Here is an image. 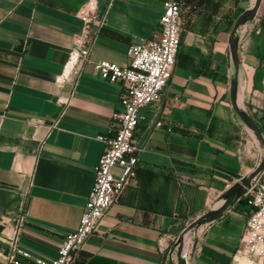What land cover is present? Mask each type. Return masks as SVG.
I'll return each instance as SVG.
<instances>
[{
	"label": "crops",
	"instance_id": "crops-1",
	"mask_svg": "<svg viewBox=\"0 0 264 264\" xmlns=\"http://www.w3.org/2000/svg\"><path fill=\"white\" fill-rule=\"evenodd\" d=\"M87 1L0 0V264H10L6 236L21 218L20 245L36 258L58 256L94 184L105 148L98 136L118 126L121 82L102 78L92 62L58 80ZM164 2L97 0L90 60L128 65V47L153 36ZM255 2L181 0L176 66L161 100L140 111L134 173L73 264H167L175 237L204 215L212 220L189 264L239 256L246 199L217 213L264 159V140L244 118L264 136V0ZM122 172L114 166L116 177Z\"/></svg>",
	"mask_w": 264,
	"mask_h": 264
},
{
	"label": "built area",
	"instance_id": "built-area-1",
	"mask_svg": "<svg viewBox=\"0 0 264 264\" xmlns=\"http://www.w3.org/2000/svg\"><path fill=\"white\" fill-rule=\"evenodd\" d=\"M96 7L97 0H88L80 11L84 28L70 49L64 72L58 80L62 82L71 74L80 73L79 64L92 62L102 78L121 82L125 90L122 96L123 110L114 113L118 126L114 129V135L98 136L105 143V148L95 167L94 184L79 225L65 235L58 249V256L51 261L36 258L20 245L21 218L14 225L13 234L6 236L9 244L7 258L10 264H22V258L33 259L37 264L74 263L76 252L97 230L110 207L119 201L130 176L134 173L139 159L138 153L142 150L135 139L141 109L152 102L160 101L172 78L182 43L181 0H165L158 29L151 38L128 47L129 63L126 66L108 60H90L94 43L91 23ZM162 124V121L157 122V126ZM116 165L123 167L120 177L113 173ZM263 175L264 169L239 180L236 189L237 201L245 198L249 206L242 251L259 256L264 255V180L261 181Z\"/></svg>",
	"mask_w": 264,
	"mask_h": 264
},
{
	"label": "rangeland",
	"instance_id": "rangeland-1",
	"mask_svg": "<svg viewBox=\"0 0 264 264\" xmlns=\"http://www.w3.org/2000/svg\"><path fill=\"white\" fill-rule=\"evenodd\" d=\"M253 12V11H252ZM114 172L116 170L114 169ZM264 180V175L262 180ZM212 220V216H202L196 219L190 220L185 228L180 232L167 249L168 263L167 264H183L184 255L187 253L190 258V262L197 248L198 242L201 240L206 230L207 224ZM236 260L232 264H264V255L248 254L244 251H240ZM236 255V256H237Z\"/></svg>",
	"mask_w": 264,
	"mask_h": 264
},
{
	"label": "water",
	"instance_id": "water-1",
	"mask_svg": "<svg viewBox=\"0 0 264 264\" xmlns=\"http://www.w3.org/2000/svg\"><path fill=\"white\" fill-rule=\"evenodd\" d=\"M260 2H261V0H256L255 6H254L255 9L259 6ZM248 16H249L248 12L239 16V18L237 19V22L235 24V29H237L239 27V25L241 24L242 20ZM235 87H236V83H234L233 87H232V103H233L235 109L237 111H239L237 103H236V98H235ZM244 118L248 122L250 127L255 131V133L261 139L264 140V136H263L262 131H261L259 125L257 124V122L248 114H245ZM263 169H264V159H263L262 163L256 169V173L262 171ZM236 189H237V186H236L235 190L233 192H231V194L226 198L224 204L218 210L217 216L221 215L226 209H228V207H230L237 200L238 195L236 194ZM196 222H198V220Z\"/></svg>",
	"mask_w": 264,
	"mask_h": 264
},
{
	"label": "bare ground",
	"instance_id": "bare-ground-1",
	"mask_svg": "<svg viewBox=\"0 0 264 264\" xmlns=\"http://www.w3.org/2000/svg\"><path fill=\"white\" fill-rule=\"evenodd\" d=\"M189 258L190 256L186 253L183 258V264H189L190 263Z\"/></svg>",
	"mask_w": 264,
	"mask_h": 264
}]
</instances>
